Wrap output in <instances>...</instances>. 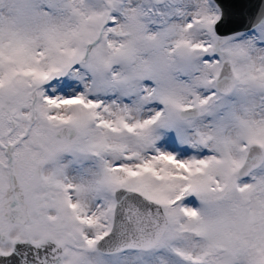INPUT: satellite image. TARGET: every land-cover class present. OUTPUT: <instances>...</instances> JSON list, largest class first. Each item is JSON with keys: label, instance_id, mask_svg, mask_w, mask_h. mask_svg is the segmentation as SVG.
Wrapping results in <instances>:
<instances>
[{"label": "snow or ice", "instance_id": "6c2138e0", "mask_svg": "<svg viewBox=\"0 0 264 264\" xmlns=\"http://www.w3.org/2000/svg\"><path fill=\"white\" fill-rule=\"evenodd\" d=\"M0 264H264V0H0Z\"/></svg>", "mask_w": 264, "mask_h": 264}]
</instances>
